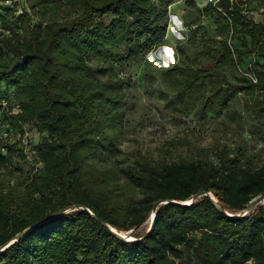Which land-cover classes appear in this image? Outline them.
Segmentation results:
<instances>
[{
  "label": "trees",
  "instance_id": "trees-1",
  "mask_svg": "<svg viewBox=\"0 0 264 264\" xmlns=\"http://www.w3.org/2000/svg\"><path fill=\"white\" fill-rule=\"evenodd\" d=\"M5 1L0 0V100L19 104L21 112L3 113L2 121L21 132L32 124L46 139L34 149L43 168L24 191L8 194L0 185V247L73 206L126 233L140 229L158 202L183 203L212 193L237 215L264 195V164L254 168L241 148H223L217 163L207 159L209 151L203 159L178 162L141 157L123 169L111 163L120 154L116 123L126 101L116 66L163 45L169 9L181 0H27L30 12L21 14ZM259 2L264 17V0ZM244 5L221 0V10L212 4L203 10L216 15L231 38L242 36L243 47L225 40L212 53L205 45L215 67L177 65L167 76L178 95L193 107L200 104L204 113L221 115L246 95L264 127V18H250ZM226 68L242 78L230 82ZM15 151L7 145L0 163ZM0 264H264V206L237 219L220 213L206 196L191 206L164 204L149 236L134 243L74 210L10 246Z\"/></svg>",
  "mask_w": 264,
  "mask_h": 264
},
{
  "label": "rangeland",
  "instance_id": "rangeland-1",
  "mask_svg": "<svg viewBox=\"0 0 264 264\" xmlns=\"http://www.w3.org/2000/svg\"><path fill=\"white\" fill-rule=\"evenodd\" d=\"M236 1L245 2L250 18L257 21L264 18L259 0ZM204 4L205 0H196V4L181 0L172 5L168 35L163 45L136 60L116 66L115 73L124 84L126 97L116 123L120 154L111 161L117 168L123 169L130 161L141 157L169 162L203 159L202 154L206 151H209L207 159L217 163L219 153L225 147L231 152L241 148L254 168L264 164V127L254 118L251 98L240 94L223 114L204 113L200 104L193 107L188 97L181 98L177 84L167 76V72L177 65L215 67L216 62L204 55L205 45L213 53L212 49H219L225 40L239 48L246 43L242 36L231 38L229 32L223 31L219 18L203 11ZM12 8H16L17 14L30 12L27 0H13ZM8 22L12 23V20ZM90 66L94 71L98 69L94 63ZM224 71L230 82L242 78L236 69ZM94 77L101 83L108 79V76L98 74ZM9 127L16 151L7 154V161L0 163V185L6 193L18 195L43 168L34 149L46 135L38 134L32 124H26L24 132ZM5 146L0 143V155ZM150 223L149 219L131 236L145 234Z\"/></svg>",
  "mask_w": 264,
  "mask_h": 264
},
{
  "label": "water",
  "instance_id": "water-1",
  "mask_svg": "<svg viewBox=\"0 0 264 264\" xmlns=\"http://www.w3.org/2000/svg\"><path fill=\"white\" fill-rule=\"evenodd\" d=\"M209 197L213 204L215 205V207L218 209V211L224 215H227L228 217H231V218H243V217H247V216H250L252 213H254L260 206H264V195H261L257 198H255L251 204L249 205V207L243 211L242 213L240 214H237V215H233L231 214L230 212H228L227 210H225L218 202V200L216 199V197H214V195L212 193H201L199 195H196L193 197V199L189 202H177V201H167V202H158L157 204H155L154 208H153V212L150 216V228L149 230L147 231L146 235L144 237H142L141 239H136L134 237L131 236V234L133 233V231H130V232H118L117 230H115L113 227H111L109 224L107 223H104L102 222L93 212H91L88 208L86 207H83V206H73V207H70L68 209H64V210H60L50 216H48L45 220L29 227L28 229H26L25 231L19 233L18 235H16V237L11 241L9 242L8 244L0 247V254L3 253L6 249H8L10 246L14 245L16 242H18L19 240H21L22 238H24L26 235H28L30 232H32L33 230L37 229L38 227L42 226L43 224L49 222V221H52L54 219H57L63 215H66L68 213H70L71 211H74V210H83V211H86L88 213L91 214V216L96 220L98 221L99 223L103 224L106 228H108L109 230H111L119 239H121L122 241L124 242H127V243H134V242H138V241H141V240H144L146 237L149 236V234L152 232V229L154 227V222H155V219H156V216H157V213L160 209V207L164 204H178V205H182V206H191L192 204L196 203L200 198L202 197Z\"/></svg>",
  "mask_w": 264,
  "mask_h": 264
},
{
  "label": "built area",
  "instance_id": "built-area-1",
  "mask_svg": "<svg viewBox=\"0 0 264 264\" xmlns=\"http://www.w3.org/2000/svg\"><path fill=\"white\" fill-rule=\"evenodd\" d=\"M221 0H205L204 6H207L209 4H212L214 7L218 8V4L220 3ZM233 1V0H231ZM5 6H12L13 5V0H7L5 1ZM221 10L220 8H218ZM248 78H250L253 82L257 83V79L255 76L251 73L246 74ZM0 143L6 144L4 147L3 153H6L7 151V145L12 144V130L9 127V125H6L2 121V115L3 113H6L9 117L17 115L18 113L21 112V106L19 104H10V101L8 99L2 98L0 100ZM28 135H26V138ZM27 141L24 139V146L27 148Z\"/></svg>",
  "mask_w": 264,
  "mask_h": 264
}]
</instances>
